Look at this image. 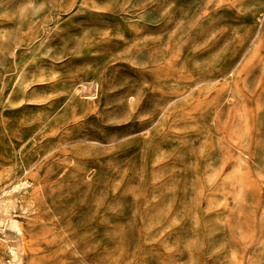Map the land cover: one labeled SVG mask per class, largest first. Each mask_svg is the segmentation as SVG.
<instances>
[{
    "label": "rangeland",
    "instance_id": "obj_1",
    "mask_svg": "<svg viewBox=\"0 0 264 264\" xmlns=\"http://www.w3.org/2000/svg\"><path fill=\"white\" fill-rule=\"evenodd\" d=\"M0 264H264V0H0Z\"/></svg>",
    "mask_w": 264,
    "mask_h": 264
}]
</instances>
